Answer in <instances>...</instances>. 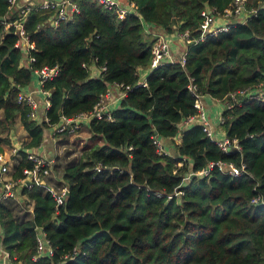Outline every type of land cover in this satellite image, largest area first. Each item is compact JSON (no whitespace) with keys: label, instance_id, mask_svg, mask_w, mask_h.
Segmentation results:
<instances>
[{"label":"trees","instance_id":"obj_1","mask_svg":"<svg viewBox=\"0 0 264 264\" xmlns=\"http://www.w3.org/2000/svg\"><path fill=\"white\" fill-rule=\"evenodd\" d=\"M70 1L77 11L55 25L46 22L50 12L26 13L22 24L34 45L28 51L33 61L22 66L12 27L4 30L8 3L0 0V133L16 118L26 133L13 179L32 166L23 149L40 144L46 127L90 111L111 83L123 94L110 118L90 117L81 125L88 135L78 153L65 151L52 168L57 179H45L66 185L62 203L55 207L50 191L36 183L22 187L19 199H0V245L19 264H261L264 97L231 101L229 94L264 92V0H245V10L254 12L243 22L186 44L183 65L153 68L157 34L150 30L176 28L195 38L201 10L219 14L233 0H130L133 9L123 18L95 0ZM43 66L57 71L42 82L48 106H38L42 114L32 119L15 97ZM138 68L148 70L145 85L137 84ZM188 83L230 104L220 126L237 149L221 151L199 123L180 126L195 113ZM155 137L166 154L156 151ZM9 143L0 135V151ZM217 160L242 162L245 172L231 176L212 166L206 175L196 173ZM38 229L50 255L36 252Z\"/></svg>","mask_w":264,"mask_h":264},{"label":"built area","instance_id":"obj_2","mask_svg":"<svg viewBox=\"0 0 264 264\" xmlns=\"http://www.w3.org/2000/svg\"><path fill=\"white\" fill-rule=\"evenodd\" d=\"M7 1V13H6V21H4V30L8 32L10 26L12 27V34L15 35V40L13 46L20 50L21 56L19 59V65L28 66L29 62L33 61V57L28 54V51L33 49L34 45L32 41L28 40V36L23 28V20L26 13L35 9L43 12H50L46 22L50 25H55L58 20L67 19L72 15V13L77 11V6L74 2L70 0H40L39 2H32L31 0H6ZM99 3L103 8L111 10L117 18H123L128 12H131L133 9V3H131L130 7H125L119 4L116 0H95ZM245 0H233L232 3L222 10L221 13H211L210 8H204L201 10L200 14L203 16L202 20L199 24L200 33L195 38H190L188 36L187 30L182 32H177L173 30L170 33V36H175L178 40V48H182L181 52H172L168 47V38L167 36L157 34L155 40L152 42L150 47V62L149 68L156 67L161 62H173L177 61L180 65L184 64L185 61V46L190 42H195L198 40H202L205 35L212 34L216 35L220 31H225L228 29L230 24L234 22H243L246 16L252 12L253 10H245L244 8ZM12 11V12H11ZM15 12L16 16L11 17L12 13ZM3 20L4 17L1 16ZM146 30V28H144ZM180 33V34H179ZM104 69V66H100L97 71L93 70V75L98 73L99 70ZM57 67H40L33 69L34 75L38 77V85L41 86L42 82L47 78L52 77L56 74ZM116 86L119 91L121 90L119 84L111 83ZM137 84L145 85L144 80H138ZM188 90L194 95L193 107L195 108V113L187 116L182 122L186 125L191 123H199L201 125L202 131L208 136L210 139L214 140L217 146L223 152L230 151L232 148L237 149L238 145L235 138L228 139L225 135V132H222V137L218 138L216 135V131L220 124L223 121L221 116V112L216 113L212 118L209 117L207 113V108L205 107L206 98L220 105V111L224 108H228L230 104L226 101H221L215 98H212L206 94H200L194 84H187ZM39 91L42 92L46 97L48 95L47 91L39 88ZM34 90H23L20 89L16 94V101L23 103L28 106L29 112L28 117L32 119H36L39 116L38 106L39 103L35 99L33 95ZM123 94V91L119 92L118 98H120ZM247 98H255L262 99L264 97V92L259 88L253 89H244L239 90L237 94L231 93L229 94L231 101H236L240 97ZM47 99V98H46ZM112 99V92L109 88L106 89L105 92L100 94L98 100L92 106L91 110L88 112L79 113L73 117H64L62 116L59 121L51 126L53 139L52 142L56 141L55 134H62V132L67 133L68 135L73 134L75 131L80 129L82 123L80 118L96 117L101 118L105 116L106 118H110L108 107L109 101ZM48 106V100L46 101ZM46 106V107H47ZM45 107V108H46ZM44 121L47 118L43 115L41 118ZM182 126V123L180 124ZM224 131V130H223ZM57 137V135H56ZM176 137V138H175ZM175 141L178 142L179 137L178 134L175 135ZM178 137V138H177ZM24 141L16 140L10 145H8L4 152L0 151V199L2 198H20L19 190L22 187H29L33 183L42 184L46 189L50 191L54 200L55 207L62 203L64 200V196L67 192V187L65 184L56 186L52 180L45 182L46 178L55 177V173H53V165L54 158L58 155L54 156H46L38 152L41 148V142L35 147L32 148H24L25 156L28 160L32 162V166L30 168H24L22 170V177L14 178L12 177L13 173V163L17 158V151L23 147L25 143L26 137L23 138ZM24 142V143H23ZM153 142L156 146V151L161 154H166L167 152L164 150L161 142L158 138H154ZM180 165L181 163L178 162ZM212 166H216L218 170L225 172L231 176L238 175L242 171L245 172V166L242 162H239L236 165L231 161H221L217 160L215 162H210L207 168H203L196 173H201L206 175L209 171V168ZM193 174V173H192ZM256 198H253L251 201H255ZM30 209V206L27 204ZM48 243L45 238L44 233L41 230H37L36 234V252L41 254L50 255L51 248L46 246ZM35 258V255H33ZM0 264H19V262L14 261L13 258L8 254V252L0 245ZM261 264H264V258Z\"/></svg>","mask_w":264,"mask_h":264},{"label":"crops","instance_id":"obj_3","mask_svg":"<svg viewBox=\"0 0 264 264\" xmlns=\"http://www.w3.org/2000/svg\"><path fill=\"white\" fill-rule=\"evenodd\" d=\"M31 1L32 2H39L40 0H31ZM116 1L119 4H121L122 6H125L128 8L131 5V3H129L130 0H116ZM148 26L149 25H146V28H148ZM151 28H152V26H151ZM150 32L152 34L156 33V34L167 36L168 47L170 48V51H172V52L178 51V49H179L178 44H177L178 40L175 36H170V33H164L158 29H153L152 31L150 30ZM137 71H138V75H139L138 80H140V79L145 80V75L147 74L148 70L146 68H138ZM39 88H40V86L38 85V77L36 75H34L32 77V80L30 81V83L27 84L22 89L25 91L34 90L33 95L35 96V99L39 103V110H42L44 107L47 106V104H46L47 99H46V96L44 94H42V92L39 91ZM108 88L112 92V99L108 103V107L111 109V108H115L116 106H118V104H119L118 95H119L120 91L113 84H110L108 86ZM205 104H206L205 107L207 108V113H208L210 118H212L216 113L221 112L220 111V105L209 100L208 98H206ZM41 114H42V111H39L38 116H40ZM80 120H81V123L84 127V124H86L89 119L81 117ZM181 123H182V127L186 126V124L184 122H181ZM52 127L53 126L49 125V127H46V129H44L43 139L41 141V148L38 150V152H40L41 154L46 155V156H54L55 157V151L57 150V146L59 145V138L56 137V135H55L56 141L54 143L52 142V139H53ZM14 129H15V131H14ZM83 130H84L83 132L85 133V135L87 137V135H88L87 130L86 129H83ZM222 132H224V131L221 128V126H219L217 131H216V135L218 138L222 137V135H223ZM17 134L21 135V137H20L21 139H23L26 135L23 127L21 126V124L19 123L17 118L15 119V122L13 123V125L7 131L5 130V131L0 133V135H6V137L8 138V140L10 142L9 145L17 140V137H16ZM61 135H63V134H61ZM7 146L8 145H6V144L3 145L1 151L4 152V150ZM55 177H56V174H55Z\"/></svg>","mask_w":264,"mask_h":264},{"label":"rangeland","instance_id":"obj_4","mask_svg":"<svg viewBox=\"0 0 264 264\" xmlns=\"http://www.w3.org/2000/svg\"><path fill=\"white\" fill-rule=\"evenodd\" d=\"M175 31H177L176 28H175ZM177 32H182V31H177ZM14 131H15V129H14ZM16 137H17V140H21V138H20L21 135L17 134ZM57 137L59 138L60 141H61V138L65 137L66 141L64 140V142L62 144L59 142V145L57 146V150L55 151V154H57L58 157L54 158V164L59 162V160L57 158L62 160V158H63L62 155L64 154L65 151L75 150L74 154H77L78 153L77 149L81 146L82 141H84L86 139L85 133L79 129L71 135L67 136V135L57 134ZM22 140L24 141V139H22ZM74 154L72 156H74Z\"/></svg>","mask_w":264,"mask_h":264},{"label":"water","instance_id":"obj_5","mask_svg":"<svg viewBox=\"0 0 264 264\" xmlns=\"http://www.w3.org/2000/svg\"><path fill=\"white\" fill-rule=\"evenodd\" d=\"M0 19H2V17L0 16Z\"/></svg>","mask_w":264,"mask_h":264}]
</instances>
